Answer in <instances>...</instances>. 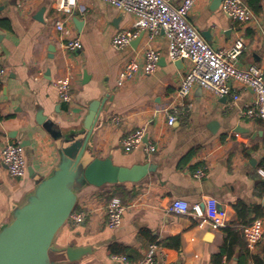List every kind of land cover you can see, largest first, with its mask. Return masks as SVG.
Returning <instances> with one entry per match:
<instances>
[{
  "label": "crops",
  "instance_id": "obj_1",
  "mask_svg": "<svg viewBox=\"0 0 264 264\" xmlns=\"http://www.w3.org/2000/svg\"><path fill=\"white\" fill-rule=\"evenodd\" d=\"M243 1L249 7L250 2L255 4L257 12L250 8L256 25L238 26L222 11L221 0L196 1L188 19L215 49L230 46L243 34L245 48L238 65L264 68V0ZM169 2L178 7L183 0ZM57 20L66 21L81 49L65 47V38L55 28ZM135 20L132 13L103 0H77L70 12L59 11L55 0H0V63L8 70L0 87V228L60 161L58 143L38 124V112L65 131L81 129L89 103L103 100L85 162L111 155L117 165L151 162L157 168L139 182L121 183L136 195L124 202L128 207L118 228L106 225L112 184L80 190L73 212L88 210V217L78 225L68 220L55 246L91 251L78 261L56 264H123L114 257L119 254L110 252L116 244L126 248L122 255L137 261L152 242L163 247L159 264H217L219 255L228 264H264V239L250 252L243 233V226L253 220L264 224V127L260 119L242 115L255 99L253 90L232 82L239 93L233 100L196 83L186 98H179L177 89L188 64L170 59L163 32L154 38L142 32L121 50L112 46L115 34L133 28ZM147 48L160 52L156 70L118 86L124 64L130 59L142 63ZM69 72L74 93L70 104L60 100L53 84ZM182 103L191 104L186 115L168 125L163 110ZM115 115L123 118L121 123L112 121ZM140 127L156 145L154 152L147 153L144 145L130 152L121 146L122 137ZM7 142L24 146L28 174L23 179H13L2 163ZM200 167H206V175L196 178L193 173ZM209 198L225 210V227L212 229L201 217ZM174 199L189 202L191 213L172 212ZM175 236L179 250L162 245Z\"/></svg>",
  "mask_w": 264,
  "mask_h": 264
},
{
  "label": "built area",
  "instance_id": "obj_2",
  "mask_svg": "<svg viewBox=\"0 0 264 264\" xmlns=\"http://www.w3.org/2000/svg\"><path fill=\"white\" fill-rule=\"evenodd\" d=\"M103 1L120 10L132 13L136 18L133 28L121 30L112 38V46L115 49L121 50L129 46L131 41L142 32H147L150 38L163 32L168 40L170 59L172 61L183 60L188 64L181 85L177 89L179 98H186L194 84L199 83L219 96H230L233 100H237L239 93L232 82H241L250 87L255 95L254 101L246 106L242 115L260 119L264 127V68L256 64H250L247 67L238 65V59L245 48L243 34H239L226 48H213L188 19L190 10L198 0H183L178 7L172 5L169 0ZM55 4L59 11L70 12L77 5V0H55ZM221 9L238 26L258 23L256 14L243 0H222ZM55 28L65 38L64 44L68 50L75 51L82 48L79 37L72 33L66 21L57 20ZM159 60L160 52L155 48L145 50L142 63L136 59L128 60L118 75V86H125L140 73H153L158 67ZM7 74V68L0 63V87ZM72 79L73 74L69 72L53 81L60 100L69 104L74 102ZM190 105L182 103L173 109H164L167 124L172 126L177 120L183 119ZM122 120L123 118L119 115L112 117L115 124L121 123ZM120 144L127 152L141 145H144L147 153L156 150V145L148 139L145 127L137 128L126 134L122 137ZM1 160L13 179H23L27 176L24 146L20 142H7L1 151ZM193 175L196 178L204 177L206 167L198 168ZM127 207L128 205L121 198H111L106 204V225L112 229L118 228L122 224ZM169 209L177 214L191 213L189 202L183 199L172 200ZM87 217L88 210H82L77 213L73 212L69 220L71 219L74 225H78L83 223ZM201 217L212 229L226 226V212L215 198L206 200V210ZM243 233L248 250L255 252L264 239L263 221L256 219L245 224ZM162 253L161 244L152 242L146 248L143 257L137 261H132L125 255L114 257L121 260L123 264H159ZM220 264H228L227 259L223 258Z\"/></svg>",
  "mask_w": 264,
  "mask_h": 264
},
{
  "label": "water",
  "instance_id": "obj_3",
  "mask_svg": "<svg viewBox=\"0 0 264 264\" xmlns=\"http://www.w3.org/2000/svg\"><path fill=\"white\" fill-rule=\"evenodd\" d=\"M38 17L42 19V11L38 12ZM182 62L179 60L176 64ZM102 110L103 100H92L81 122V129L67 131L41 111L38 112V124L58 143L60 161L51 174L37 182L35 188L13 209L10 220L0 228V264H56L65 260H80L90 253L89 247L69 245L58 249L55 246L59 230L76 207L78 192L86 186L139 182L156 170L157 165L151 162L117 165L111 155L93 157L85 162Z\"/></svg>",
  "mask_w": 264,
  "mask_h": 264
},
{
  "label": "trees",
  "instance_id": "obj_4",
  "mask_svg": "<svg viewBox=\"0 0 264 264\" xmlns=\"http://www.w3.org/2000/svg\"><path fill=\"white\" fill-rule=\"evenodd\" d=\"M250 7H252V9H254V11H256V12L258 11L257 8L255 7V4H253L251 2H250ZM112 186L114 187V190H113L114 192L112 193L111 198H113L114 196H118L122 199L123 202H125L127 198H134L136 195V193L134 191L126 190L124 188L123 184H121V183L112 184ZM179 240L180 239L178 236L171 237L167 240V242H165V244H162V245H164L166 247L174 248L176 250H179V248H180V241ZM110 252L114 253V254L122 255V254L126 253V248L124 246L116 244V245L110 246ZM221 257H222V255H219L216 257V263L217 264H220Z\"/></svg>",
  "mask_w": 264,
  "mask_h": 264
},
{
  "label": "rangeland",
  "instance_id": "obj_5",
  "mask_svg": "<svg viewBox=\"0 0 264 264\" xmlns=\"http://www.w3.org/2000/svg\"><path fill=\"white\" fill-rule=\"evenodd\" d=\"M51 256H52V258H53V256H54V253H52V254H51Z\"/></svg>",
  "mask_w": 264,
  "mask_h": 264
}]
</instances>
